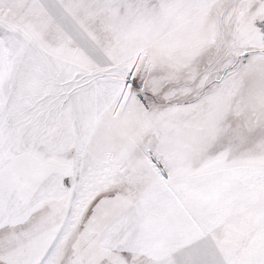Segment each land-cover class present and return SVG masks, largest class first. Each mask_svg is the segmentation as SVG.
I'll use <instances>...</instances> for the list:
<instances>
[{
	"label": "snow or ice",
	"instance_id": "snow-or-ice-1",
	"mask_svg": "<svg viewBox=\"0 0 264 264\" xmlns=\"http://www.w3.org/2000/svg\"><path fill=\"white\" fill-rule=\"evenodd\" d=\"M0 264H264V0H0Z\"/></svg>",
	"mask_w": 264,
	"mask_h": 264
}]
</instances>
